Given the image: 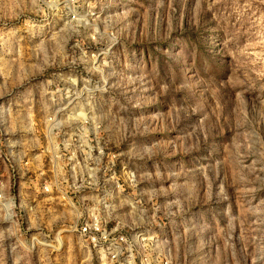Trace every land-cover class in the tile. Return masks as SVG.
I'll return each instance as SVG.
<instances>
[{
    "label": "rangeland",
    "instance_id": "1",
    "mask_svg": "<svg viewBox=\"0 0 264 264\" xmlns=\"http://www.w3.org/2000/svg\"><path fill=\"white\" fill-rule=\"evenodd\" d=\"M66 92L136 175L123 226L157 235L169 264H264V0H0V264H94L72 234L32 241L31 183L3 142L36 155L35 180Z\"/></svg>",
    "mask_w": 264,
    "mask_h": 264
},
{
    "label": "built area",
    "instance_id": "2",
    "mask_svg": "<svg viewBox=\"0 0 264 264\" xmlns=\"http://www.w3.org/2000/svg\"><path fill=\"white\" fill-rule=\"evenodd\" d=\"M83 95H50L52 109L44 117L46 144L32 169L35 180L29 161L36 155H20V139L3 140L13 177L24 185L31 183L34 198L18 207L22 212L38 208V238L32 237V241L38 248L54 249L62 244L65 234H72L94 264H169L166 252L157 246V235L125 227L116 219L124 188L136 183V175L128 170L122 179L120 155L100 136L101 127L92 123L94 119L82 104ZM4 187L0 181V198ZM36 199L37 204L32 205ZM12 208L9 203V212Z\"/></svg>",
    "mask_w": 264,
    "mask_h": 264
}]
</instances>
